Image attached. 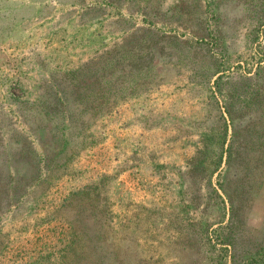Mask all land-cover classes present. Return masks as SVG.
<instances>
[{"label": "rangeland", "instance_id": "374dc122", "mask_svg": "<svg viewBox=\"0 0 264 264\" xmlns=\"http://www.w3.org/2000/svg\"><path fill=\"white\" fill-rule=\"evenodd\" d=\"M15 173L0 264H264V0H0Z\"/></svg>", "mask_w": 264, "mask_h": 264}, {"label": "trees", "instance_id": "16d2710c", "mask_svg": "<svg viewBox=\"0 0 264 264\" xmlns=\"http://www.w3.org/2000/svg\"><path fill=\"white\" fill-rule=\"evenodd\" d=\"M98 84L99 80L96 78ZM18 173L10 175L8 179L1 181L0 179V218L7 211L9 206L13 205L22 195L25 188L23 177H18ZM2 182V183H1Z\"/></svg>", "mask_w": 264, "mask_h": 264}]
</instances>
